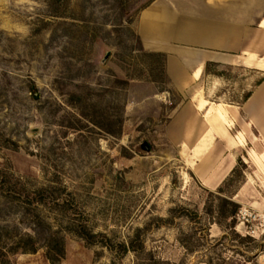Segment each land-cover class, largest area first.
<instances>
[{"label": "rangeland", "instance_id": "374dc122", "mask_svg": "<svg viewBox=\"0 0 264 264\" xmlns=\"http://www.w3.org/2000/svg\"><path fill=\"white\" fill-rule=\"evenodd\" d=\"M153 1L0 0V264H51L11 249L37 214L65 238L61 264H264V148L245 155L230 219L239 182L208 189L179 155L177 113L195 102L142 47ZM210 69L214 102L263 77Z\"/></svg>", "mask_w": 264, "mask_h": 264}, {"label": "crops", "instance_id": "0c3cea01", "mask_svg": "<svg viewBox=\"0 0 264 264\" xmlns=\"http://www.w3.org/2000/svg\"><path fill=\"white\" fill-rule=\"evenodd\" d=\"M138 35L145 51L166 54L171 84L195 102L177 113L179 155L188 147L194 175L208 189L220 187L239 158L250 163L251 152L264 148V81L241 102H214L204 94L216 93L223 78L210 68L241 67L264 77V0H154L140 13ZM218 167L228 171L220 175Z\"/></svg>", "mask_w": 264, "mask_h": 264}, {"label": "trees", "instance_id": "16d2710c", "mask_svg": "<svg viewBox=\"0 0 264 264\" xmlns=\"http://www.w3.org/2000/svg\"><path fill=\"white\" fill-rule=\"evenodd\" d=\"M153 54H158L164 56L166 62V54L151 52ZM207 67V71H208ZM170 80V79H169ZM264 81V77L260 78L256 84H259ZM251 92H249L244 99H246ZM97 123V122H96ZM102 126V124H98ZM240 167H246V163L242 158L238 159L237 166L232 170L231 174L227 177L224 183L218 187V191L222 192L224 190L225 185H231L233 182L238 181V185L235 186L234 191L232 192V196L227 198L228 204L232 206V210L228 213V218L234 219V216L239 210L240 204L233 200L234 196L237 194L239 185L245 179V173L240 170ZM43 199V198H42ZM62 205V204H58ZM63 207V205L61 206ZM34 233L33 234H23L20 239L15 242V245L11 248L13 251L21 250L23 252H33L37 248L43 247L45 249V254L47 259L51 262V264H61L62 260L65 257V238L60 235V231H53L51 223L44 217L39 214L36 215V220L34 222ZM128 249L124 246V252ZM115 264V263H112Z\"/></svg>", "mask_w": 264, "mask_h": 264}, {"label": "bare ground", "instance_id": "6f19581e", "mask_svg": "<svg viewBox=\"0 0 264 264\" xmlns=\"http://www.w3.org/2000/svg\"><path fill=\"white\" fill-rule=\"evenodd\" d=\"M203 102H204V101H203ZM203 105H205V102L202 104V106H203ZM210 106H211V109L209 108L208 113H209V115L211 116V114H212V113L214 114V111L216 110V105L213 104V105H210ZM212 111H213V112H212ZM219 168H220V167L217 168V169H218L217 172H218V174H220V175H222V172H223V174H224V173H226V172L228 171V167H227V168H223V167H222V168H220V169H219ZM221 178H222V176H220V177L218 178V181H219ZM240 194H241V193H240ZM237 197H238V195H236L235 198H236L237 200H239Z\"/></svg>", "mask_w": 264, "mask_h": 264}, {"label": "built area", "instance_id": "2783aa9c", "mask_svg": "<svg viewBox=\"0 0 264 264\" xmlns=\"http://www.w3.org/2000/svg\"><path fill=\"white\" fill-rule=\"evenodd\" d=\"M254 221L261 223V224L264 223V210L262 211V213L254 216ZM254 227L258 228L257 223L256 225H254Z\"/></svg>", "mask_w": 264, "mask_h": 264}]
</instances>
